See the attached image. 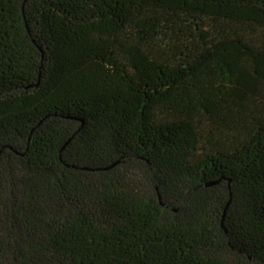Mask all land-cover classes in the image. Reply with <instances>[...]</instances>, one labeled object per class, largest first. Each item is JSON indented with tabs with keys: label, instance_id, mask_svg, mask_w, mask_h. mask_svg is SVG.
I'll use <instances>...</instances> for the list:
<instances>
[{
	"label": "trees",
	"instance_id": "1",
	"mask_svg": "<svg viewBox=\"0 0 264 264\" xmlns=\"http://www.w3.org/2000/svg\"><path fill=\"white\" fill-rule=\"evenodd\" d=\"M0 264H264V0H0Z\"/></svg>",
	"mask_w": 264,
	"mask_h": 264
}]
</instances>
